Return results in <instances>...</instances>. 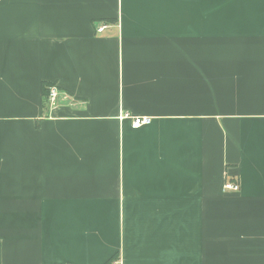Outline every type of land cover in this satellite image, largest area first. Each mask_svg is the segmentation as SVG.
Masks as SVG:
<instances>
[{
  "label": "crops",
  "instance_id": "0c3cea01",
  "mask_svg": "<svg viewBox=\"0 0 264 264\" xmlns=\"http://www.w3.org/2000/svg\"><path fill=\"white\" fill-rule=\"evenodd\" d=\"M115 257L264 264V0H0V264Z\"/></svg>",
  "mask_w": 264,
  "mask_h": 264
},
{
  "label": "built area",
  "instance_id": "2783aa9c",
  "mask_svg": "<svg viewBox=\"0 0 264 264\" xmlns=\"http://www.w3.org/2000/svg\"><path fill=\"white\" fill-rule=\"evenodd\" d=\"M106 28H107V26L103 25V26L98 28L97 32L98 33H102ZM56 93H57L56 88H52L51 89V95H50V101L53 104L56 101ZM124 118L131 120V127L134 130L140 129L143 126L150 125L151 121H152L151 118H149V117L134 116V115H130L129 113H126L124 115ZM225 190L238 191L239 190V186L237 184H235V183L227 182L225 184Z\"/></svg>",
  "mask_w": 264,
  "mask_h": 264
},
{
  "label": "trees",
  "instance_id": "16d2710c",
  "mask_svg": "<svg viewBox=\"0 0 264 264\" xmlns=\"http://www.w3.org/2000/svg\"><path fill=\"white\" fill-rule=\"evenodd\" d=\"M54 88V83L45 82L42 85V104L44 110L47 112L49 111V105L51 103L50 101V95H51V89ZM118 261V257H115L113 260L106 264H112L113 262Z\"/></svg>",
  "mask_w": 264,
  "mask_h": 264
}]
</instances>
